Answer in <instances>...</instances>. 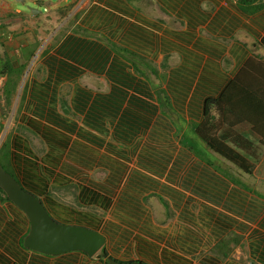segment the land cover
Returning a JSON list of instances; mask_svg holds the SVG:
<instances>
[{
    "label": "crops",
    "instance_id": "0c3cea01",
    "mask_svg": "<svg viewBox=\"0 0 264 264\" xmlns=\"http://www.w3.org/2000/svg\"><path fill=\"white\" fill-rule=\"evenodd\" d=\"M19 3L0 2V94L42 153L11 121V166L106 256L27 250L1 190L0 264H264V0ZM67 184L93 209L82 221L52 209Z\"/></svg>",
    "mask_w": 264,
    "mask_h": 264
},
{
    "label": "water",
    "instance_id": "95a60500",
    "mask_svg": "<svg viewBox=\"0 0 264 264\" xmlns=\"http://www.w3.org/2000/svg\"><path fill=\"white\" fill-rule=\"evenodd\" d=\"M259 1V0H249ZM0 188L16 207L27 216L30 230L24 240L27 250L47 256H60L70 252H82L93 258L102 251L106 239L98 231L79 225H67L56 221L42 201L22 188L0 163ZM109 264H144L142 262L120 263L112 258Z\"/></svg>",
    "mask_w": 264,
    "mask_h": 264
},
{
    "label": "rangeland",
    "instance_id": "374dc122",
    "mask_svg": "<svg viewBox=\"0 0 264 264\" xmlns=\"http://www.w3.org/2000/svg\"><path fill=\"white\" fill-rule=\"evenodd\" d=\"M8 1H12V0H8ZM24 1H25L24 4H22V3L17 4L18 5L17 7L19 9L26 10L27 8L35 9V7H37L36 5H34L33 0H24ZM52 2L54 3V2H56V0H52ZM7 67H9L10 70L12 68L10 66H7ZM11 71L13 72V74L19 73V71H16V70H11ZM17 79H18L17 77H12L13 82L10 85L11 87L14 88L16 86ZM12 107H14V103L10 102L8 100L6 101L5 98L2 97V94H0V148L2 147L3 143L6 141V138H7L6 136H7V133L9 132L10 123H11L13 115H14V113L12 112ZM12 122L14 123V121H12ZM14 125H15V123H14ZM10 131L12 133L17 132L19 134L20 133L24 134V136L27 137V139L32 144V148L34 150L37 149L38 154L42 153L41 152L42 146H41L40 142L37 140L36 137H33V135L30 132L25 131V133H24L21 129H17L16 125H15V127L13 126ZM26 132H28V134H26ZM234 182L237 184L236 181H234ZM48 197L53 198L55 201L54 207L52 209L54 210L56 205H59V207H60L59 209L62 210L65 218L67 220H70V221H73L74 219H76V220L81 219V221H82L83 213L89 212L90 211L89 209H92L89 206H86V205L84 206L82 204V201L79 200L78 186L76 184H71V185L67 184L61 188L52 187L48 191ZM94 212L96 213V211H94ZM77 214L81 215V216H76Z\"/></svg>",
    "mask_w": 264,
    "mask_h": 264
},
{
    "label": "trees",
    "instance_id": "16d2710c",
    "mask_svg": "<svg viewBox=\"0 0 264 264\" xmlns=\"http://www.w3.org/2000/svg\"><path fill=\"white\" fill-rule=\"evenodd\" d=\"M242 1H244V2H249V3H253V1H249V0H242ZM7 67V66H6ZM6 69H8V68H6ZM259 111H260V113H259V117L260 118H264V108H262L263 107V104L262 103H260L259 104ZM258 106H254V105H252V108L253 109H255V111H257L258 110V108H257ZM256 130V132L258 133V134H261L262 136H264V126L263 127H261L260 129H255ZM257 130H259V131H257ZM229 158H232L233 159V161H234V163L236 164V165H238V166H240V167H244V165H245V162H243L242 161V157L240 156V155H238V154H234L233 155V157H229ZM0 163H1V165L3 166V168L12 176V177H14L18 182H19V180H18V178H17V176H16V174H15V171H14V169L12 168V166H11V157H10V144H9V140L7 139L4 143H3V145H2V147L0 148ZM245 168L247 169V165H245ZM19 184L21 185V183L19 182ZM22 186V185H21ZM22 188L23 189H25L23 186H22ZM26 190V189H25ZM0 191H1V189H0ZM27 191V190H26ZM46 194H47V192H46ZM34 195V194H33ZM106 256V252H105V249L103 248L102 249V251H101V254H99L98 255V257H105ZM105 262V264H109L108 263V259H106V261H104Z\"/></svg>",
    "mask_w": 264,
    "mask_h": 264
},
{
    "label": "built area",
    "instance_id": "2783aa9c",
    "mask_svg": "<svg viewBox=\"0 0 264 264\" xmlns=\"http://www.w3.org/2000/svg\"><path fill=\"white\" fill-rule=\"evenodd\" d=\"M2 0H0V2H1Z\"/></svg>",
    "mask_w": 264,
    "mask_h": 264
}]
</instances>
